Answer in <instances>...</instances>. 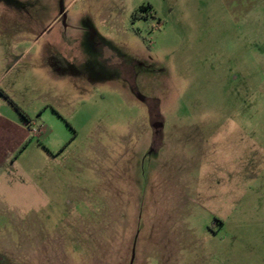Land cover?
<instances>
[{"label": "rangeland", "instance_id": "1", "mask_svg": "<svg viewBox=\"0 0 264 264\" xmlns=\"http://www.w3.org/2000/svg\"><path fill=\"white\" fill-rule=\"evenodd\" d=\"M1 98L0 264H264V0H0Z\"/></svg>", "mask_w": 264, "mask_h": 264}, {"label": "crops", "instance_id": "2", "mask_svg": "<svg viewBox=\"0 0 264 264\" xmlns=\"http://www.w3.org/2000/svg\"><path fill=\"white\" fill-rule=\"evenodd\" d=\"M140 7H148V15L151 14L152 8L149 4H141ZM138 8V9H139ZM2 99V98H1ZM0 99V163L6 158L20 152L26 145L27 131L26 127L30 124L29 120H22L21 117H15V123L12 120V107L3 99ZM7 101V100H6ZM17 112V110H16Z\"/></svg>", "mask_w": 264, "mask_h": 264}, {"label": "trees", "instance_id": "3", "mask_svg": "<svg viewBox=\"0 0 264 264\" xmlns=\"http://www.w3.org/2000/svg\"><path fill=\"white\" fill-rule=\"evenodd\" d=\"M149 11V8L148 7H140L138 9V11L136 13L133 14L132 16V20L135 21V20H138V19H141V18H146L144 15L147 14ZM142 14V15H141ZM6 99L7 97L5 95H3ZM9 101V100H8ZM10 102V101H9ZM14 106V105H13ZM14 108L17 110V112L19 113V115L21 116L22 119L24 120H27V118L25 117L24 114H22L17 107L14 106Z\"/></svg>", "mask_w": 264, "mask_h": 264}]
</instances>
